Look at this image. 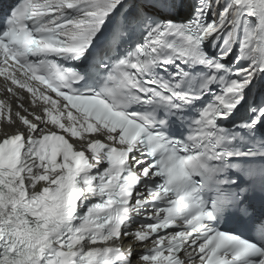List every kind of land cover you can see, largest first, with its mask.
I'll use <instances>...</instances> for the list:
<instances>
[{"label":"snow or ice","instance_id":"snow-or-ice-1","mask_svg":"<svg viewBox=\"0 0 264 264\" xmlns=\"http://www.w3.org/2000/svg\"><path fill=\"white\" fill-rule=\"evenodd\" d=\"M0 264H264V0H0Z\"/></svg>","mask_w":264,"mask_h":264}]
</instances>
